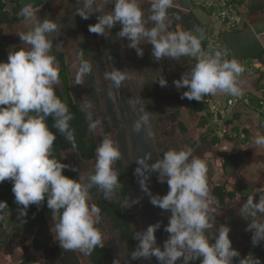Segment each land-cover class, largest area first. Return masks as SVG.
Returning <instances> with one entry per match:
<instances>
[{
  "label": "clouds",
  "instance_id": "1",
  "mask_svg": "<svg viewBox=\"0 0 264 264\" xmlns=\"http://www.w3.org/2000/svg\"><path fill=\"white\" fill-rule=\"evenodd\" d=\"M81 2L77 15L82 19L96 17V23L88 26L91 33L108 36L119 26L116 36L126 39L127 46L135 49L138 56H143L141 45L146 43L151 45V54L157 61L194 58L190 70L174 81L177 89H187L181 94L182 99L200 102L208 95H241L238 78L244 68L236 60L224 59L218 50L206 53L202 37L169 30L166 21L173 0H148L147 16L141 0ZM108 5H112L111 9ZM20 15L33 21L28 31L17 33L25 46L10 51L7 60L0 61V182H12L15 202L22 206L20 215H25L30 205L41 206L46 200L54 221L51 227L54 240L64 250L87 254L103 246L97 228L101 210L96 204H89V190L98 187L105 198L111 199L120 188L113 165L121 158V151L110 135H104L95 149L93 172L80 179L64 174L65 169L74 172L76 169L54 158L56 132L65 136L74 149L76 144L69 124L72 115L54 87L59 82V70L51 55L49 34L57 31L58 26L50 19H35L32 6L23 7ZM91 71L92 65L80 57L75 84H83V78ZM105 78L119 88L126 76L113 69ZM159 84L166 86L167 80L162 77ZM86 107L91 108V104ZM49 117L53 121L51 128ZM148 119L144 114L134 122L133 130L139 132L141 123ZM98 124L99 121L91 122L90 129L96 131ZM253 143L264 148V135L254 136ZM150 159V155L138 158L135 173L150 203L170 213L164 226L168 237L162 246L157 243L155 233L161 227L160 222L137 230L133 235L137 244L132 258L154 257L157 264H177V261L192 264L197 260L199 264H233V258L240 253L232 247L230 228L220 226L214 234L210 232L214 228L215 201L210 195L207 162L193 155L191 149H169L154 162L149 163ZM153 172L157 173L158 182L167 183L166 194H152L147 181ZM6 207L7 202L0 201V210ZM239 211L251 221L247 230L252 233V244L264 241V219H258L264 216V195H259L258 200L248 196ZM248 256L240 264H248ZM253 259L261 264L259 258Z\"/></svg>",
  "mask_w": 264,
  "mask_h": 264
},
{
  "label": "water",
  "instance_id": "2",
  "mask_svg": "<svg viewBox=\"0 0 264 264\" xmlns=\"http://www.w3.org/2000/svg\"><path fill=\"white\" fill-rule=\"evenodd\" d=\"M19 0V7L32 6L35 10V19H47L52 17L54 0ZM192 0H173L172 7L168 10L167 23L169 24L170 31H178V27H181L183 31H194L198 33L201 29V25L209 26L211 21L210 14L203 8H192ZM112 5H108L111 9ZM141 7L145 10L147 16L148 9L150 7L148 0H141ZM80 8V7H78ZM187 9L189 11H187ZM245 9V13H244ZM234 11L239 12L241 15H252L254 21H249L248 25L244 29H238L235 31H228L224 34V41L226 46L230 49L235 60L239 63L242 59L250 57H259L264 61V0L247 2L240 7L234 6ZM51 15V16H50ZM93 17V21L88 24L96 23V17ZM207 17V22L206 18ZM30 25L27 26H31ZM25 24H19L12 30L6 29V35L0 33V42H8L9 50L17 46H25L20 41L17 33L26 32L30 29ZM88 26L86 29L81 30V34L85 40V44L95 54L97 58L98 76H99V94L102 106L105 108L108 119L111 124L109 135L118 144L121 151V162L123 166L128 169L135 177V189H134V206H128L122 204L127 211H129L137 221V225L133 227V232L137 230L146 229L148 225L161 223V227L156 231L157 243L163 245L164 240L168 237V233L164 231V226L167 225L168 216L170 213L162 211L159 207H155L150 203V198L141 190L139 183L140 177L136 175L135 169L137 168V159L146 155H150L151 159L149 163L154 162L157 158L163 156V151L160 149L156 140V131L154 130V123L150 120L146 109V96L144 87L149 81L147 76L140 74L139 58L135 60L133 54L136 53L135 49L129 48L126 39H119L116 36L119 26L114 27L108 36H100L89 32ZM152 26L151 23L148 25ZM97 40L99 43L97 44ZM20 42V43H19ZM99 45V46H98ZM143 56L144 54H151V45L142 44ZM99 54H104V58ZM141 56L140 58H142ZM162 69L164 77H166L169 91H179L181 94L186 91L185 88L177 89L174 85V81L181 78L182 74L190 70L194 65L195 59L191 57H182L179 60H172L169 58H162ZM76 61H73V70L76 73L78 65ZM75 65V67H74ZM113 69H118L124 73L126 79L122 82L119 88L115 87L110 80L105 78V74L111 72ZM264 76V71H260ZM260 92L264 96V79L261 82ZM127 85L130 87V91L127 89ZM79 89V85L75 87ZM190 100L185 99L184 105L180 108L179 114L176 115L175 123H182L186 128V135L188 138L199 142L200 145L194 153L195 155L204 160L205 150L210 151L212 148L211 143L208 140H202L204 131L199 129V123L194 120L191 108L186 104ZM246 113L248 125L243 127L249 132V141L253 143V137L256 135H264L263 127L249 126V116ZM144 114H147L148 121L141 123V129L139 132L133 130V124L140 119ZM91 123V122H90ZM90 129V128H89ZM91 131V129H90ZM182 132H180L181 134ZM193 153V154H194ZM235 154H239L235 152ZM68 157L69 154H66ZM73 158V157H69ZM241 160V159H240ZM76 161V160H75ZM78 164V162H76ZM79 168V165H78ZM76 172L81 177H86V172L76 169ZM242 177L247 181L254 182L256 184L264 185V148L256 146L254 154H249L243 161L242 169L240 171ZM152 194H166L168 191L167 183H160L157 179V173H151L149 180L147 181ZM232 217V215H230ZM261 219V218H260ZM102 221L108 228L109 233L114 237L116 246V254L121 258L125 264H157L156 259H133L132 254L128 252L125 244L120 240L117 235V230L114 229L113 224L110 222L106 214L102 215ZM54 221L52 218L48 221V225L52 227ZM21 239V235H19ZM15 242V243H14ZM23 242L21 239L20 245ZM137 244V241L135 242ZM136 247V246H135ZM18 244L16 240L10 239L8 242L3 243L0 246V264H24V260L17 254ZM50 251L47 252V258L49 264H93L89 255L79 252L78 254L74 250H64L58 244V247L52 250L49 245ZM27 262L31 259V253L28 251V247H23ZM117 258V257H116ZM9 259V260H8ZM261 264H264V256L259 259ZM180 264V261H177ZM193 264V262H192ZM233 264H240V262L234 260ZM248 264H258V262H248Z\"/></svg>",
  "mask_w": 264,
  "mask_h": 264
},
{
  "label": "flooded vegetation",
  "instance_id": "3",
  "mask_svg": "<svg viewBox=\"0 0 264 264\" xmlns=\"http://www.w3.org/2000/svg\"><path fill=\"white\" fill-rule=\"evenodd\" d=\"M251 1H256L257 3L259 0H245L242 5L247 2L250 3ZM51 5L54 9L51 14L53 16L47 19L53 20L58 26L57 31L49 34V39L52 41L53 45L51 55L54 57L59 70V82L55 86L67 88L68 95L70 93L68 98H71L74 104L86 112L88 122V144L94 142L97 147L103 136L109 135L111 124L100 100L97 58L89 49L88 45L85 44V40L81 34V30L86 29L88 24L93 21V17L82 19L77 15L78 7H82L81 0H54V4ZM240 16L241 23L239 29H244L249 21L255 20L251 17L252 15L248 13L246 15L240 14ZM98 43L99 41L97 40V44ZM99 55L104 58V54ZM133 56L135 60L139 58L138 62L141 65L140 74L147 76L149 79L144 87L146 109L150 120L154 123L156 140L160 149L163 153L169 149H191L192 153H194L200 143L188 138L185 126L180 122L175 123L174 121L176 115L179 114L180 108L184 105L185 99L181 98V93L179 91H171L169 95L166 96V93L169 91L168 87L159 84L160 78L163 77L166 79L163 74L161 60L157 61L152 54H144L142 58H140L141 56H138L137 53L133 54ZM80 57H83L92 65V71L83 78V84H75L76 73L73 70L72 64L73 61H76V65H79ZM64 76L66 78H64ZM261 84L262 83L258 84L257 89L259 92ZM77 85H79L78 90L75 89ZM127 89L130 91L129 85H127ZM192 101L193 100L189 101L186 106L191 108L190 103ZM88 104H91V108L86 107ZM89 113L91 114L90 119ZM96 121H99L96 131H90V122ZM180 132L182 133L180 134ZM203 139L208 140L204 135L202 136V140ZM204 150V160L207 162L209 169L207 179L210 195L215 201L213 205L215 212L212 213L214 216V228L211 229L210 232L214 234L216 229L220 226H228L230 228L229 237L232 241V247L237 249L240 253L239 256L234 257V260L240 262L241 259L249 254L251 255L248 256L247 262H253L254 257L261 259L264 256V241H261L255 246L252 244V233L247 230L251 221L241 215L239 211L248 196H255L258 200L259 195H264V185H258L254 182L247 181L242 177V173L240 172L244 159L251 154L252 151H246L242 147L239 152V164L234 168L225 169L223 165L221 167L217 166V154L215 153L217 150H214L213 147L208 152H206L207 149ZM66 153L70 155L69 157H73L71 159L72 161L76 160L74 163L78 162L77 165H79L80 170L86 172V176L94 171L95 151L92 156L87 157L82 151L69 148L62 152L65 159ZM195 154L196 153L193 155ZM225 154L226 152L224 155ZM67 161L68 164L73 167L70 161ZM113 168L118 173L120 188L114 192L111 199L105 198L103 191L98 187L91 188L89 190V204L94 203L101 210V219L97 228L101 232L103 240L102 247L112 252L114 262L111 264H125L121 258L117 257L116 250H114V248L118 249L115 239L103 223L102 215L106 214L110 222L114 225L113 227L116 228L114 229L117 230L118 237L125 244L128 252L132 254L136 246V240L133 239V227L137 225V221L122 204L125 203L128 206L135 205L133 203L135 177L123 166L120 159L114 163ZM229 173L234 177L233 181L230 182L227 176ZM122 174L125 175L124 179H122ZM78 177L80 178V175ZM226 177L227 187L225 191L227 194L221 189L222 183L226 180ZM230 215H232V217H230ZM260 218L264 219V216H258V219ZM19 235L22 236L21 239L23 240L21 245ZM9 239L16 240L18 244L17 253L19 248L23 251V247H27L25 246V239L20 232H14ZM20 257L23 258L24 264H31L29 260L27 262L26 258H24V251ZM193 264H199V260L194 261Z\"/></svg>",
  "mask_w": 264,
  "mask_h": 264
},
{
  "label": "trees",
  "instance_id": "4",
  "mask_svg": "<svg viewBox=\"0 0 264 264\" xmlns=\"http://www.w3.org/2000/svg\"><path fill=\"white\" fill-rule=\"evenodd\" d=\"M13 3L15 4L14 7L11 10H7L3 4L0 2V25L1 24H10L13 21V17L15 16L18 20L26 21L21 15V9L23 7H19V0H13ZM32 20H27L26 22H31ZM205 27L201 28L198 33L191 31L189 33L193 35H197L199 37H202L201 43H202V49H205L206 46V39L205 35L207 34V28ZM202 30V31H201ZM201 32V33H200ZM21 47V46H20ZM18 48V47H17ZM11 50H9L7 44H1L0 43V61H6L8 58V53ZM65 70V68H64ZM64 78H66L64 76ZM55 87V91L57 96L64 102L68 108L69 112L72 115V120L69 122L70 128L74 130V136H75V144L76 150L82 151V153L89 157L94 154L96 144L93 142L91 144H88L87 140V114L82 109H80L76 104L73 103V100L71 98H68V90L67 88H59L57 86ZM204 108L199 106L198 102L193 100V103L191 104V112L193 116H196L198 114H201L203 112ZM264 117V113L261 114ZM200 118V115H199ZM264 119V118H263ZM199 122V128L203 130L204 137L206 139H209L210 136V130L207 129V117L201 116V118L198 120ZM231 121H228L230 123ZM53 121L51 120V117H49L48 124L51 128ZM55 131V129H53ZM248 133V131H247ZM211 141V140H210ZM211 143L213 145H217L218 140L216 138H213ZM227 143L228 147L226 150V154L224 155V164L223 168H234L236 165L239 164V154H235L233 152V146L229 142ZM252 142L248 141L247 144L244 145V150L247 149L246 147L252 146L250 145ZM254 147V145H253ZM69 148H73L72 143L69 142L65 136L61 135L60 133L56 132V140L53 144V156L57 160L68 164V161L63 157L62 152L64 150H67ZM64 174L70 177H75L77 179H80L78 176L79 174L75 171H72L71 168L65 169ZM124 174H122V179H124ZM227 187V181L224 180L222 183L221 189L227 194L225 191ZM126 195V194H125ZM0 201H6L7 207L3 210H0V218L4 215V212L6 210H17L20 212V209L22 206H19L15 202L14 195L12 193V182L5 180L4 182H0ZM26 220L24 221V226L27 228H36L38 229V237L35 239V247L37 249H40L42 247V243L44 241L49 240L50 238V229L48 225V221L52 218L51 217V211L48 209L46 200L43 202L41 206L37 205H30L27 209V212L25 214ZM114 226V225H113ZM115 228V227H114ZM116 229V228H115ZM6 231L3 232L2 239H5L6 237ZM91 261L95 264H111L114 262L112 252L109 249H106L104 247L97 246L94 248L90 253H88Z\"/></svg>",
  "mask_w": 264,
  "mask_h": 264
},
{
  "label": "built area",
  "instance_id": "5",
  "mask_svg": "<svg viewBox=\"0 0 264 264\" xmlns=\"http://www.w3.org/2000/svg\"><path fill=\"white\" fill-rule=\"evenodd\" d=\"M244 1L245 0L191 1L192 8H203L212 11L214 14L213 23L210 24L207 29V34L205 35L206 46L204 51L206 53L211 54L218 50L222 53L224 59L235 60L230 49L226 46L224 34L225 32L235 31L240 28L241 16L239 12L234 11V6L240 7L241 3ZM0 2L7 10L11 9V6L14 4L13 0H0ZM45 3H47L46 0ZM187 11L189 10L187 9ZM245 59H242L239 62L244 68V71L240 76H251L259 74L260 71H264V61L261 56ZM241 90V95L239 96L228 94L224 103L214 101L210 95L203 97L202 100L198 102L199 106L203 107L204 110L201 114L194 116V120L198 122L201 116L207 117V129H209L210 134L218 140L216 145V163L218 167H221L224 162V153L228 147L225 142H228L229 139L237 136V134L232 131L231 124L228 123L229 118L234 114V109L239 105H244L252 108L256 115L264 118L261 115L264 113V96H260V94L256 95L247 90ZM24 218L26 220L25 215ZM39 254L40 253L36 250L32 252L30 262L33 260V263L31 264H48V260Z\"/></svg>",
  "mask_w": 264,
  "mask_h": 264
},
{
  "label": "crops",
  "instance_id": "6",
  "mask_svg": "<svg viewBox=\"0 0 264 264\" xmlns=\"http://www.w3.org/2000/svg\"><path fill=\"white\" fill-rule=\"evenodd\" d=\"M242 4L243 3H241V5ZM14 5L15 4H13L11 6V9L14 7ZM206 11L211 16L210 24H212L213 20H214V14H213V12H211L209 10H206ZM205 19H206V22H207L208 21L207 17ZM32 22L33 21L26 22V21H23V20H18L14 16L12 23H10V24H1L0 25V33L6 35V29L7 30H12V29L16 28L19 24H25L27 26V25H30ZM209 26L201 25V28L205 27V29L206 28L208 29ZM27 27H31V26H27ZM178 31H182V28L178 27ZM1 44H7L8 45V42L1 43ZM17 47H20V46H17ZM17 47L13 48L11 51H14ZM21 47H23V46H21ZM263 79H264V76L261 73H259V74H254V75H251V76H240L239 82H240L241 89L253 92L256 95H259V94L262 95L258 91L257 88H258V84L261 83L263 81ZM210 96H211V98L214 101H217V102H220V103H224V101H225L226 97L228 96V94H217V95H210ZM245 112H247L248 116H249V126H250V128L256 127V126L264 128V119L261 116L256 115L252 108H249V107L244 106V105L237 106L234 109L233 116H231L229 118V121H231L230 124H231L232 131L237 134L236 137H233V138L229 139V141H228L233 146V152L235 151V152L239 153L240 149H242V147L244 148V145L247 144V142L249 141V132L247 133V130L243 127V125H248ZM213 138H215V137L210 134L208 141L211 143ZM211 145L214 148V150H217L215 145H213L212 143H211ZM250 145H252V146H250V148H249V146L246 147L247 149H245V150L249 151V152L252 151L251 154H254V150H255L256 145L254 143H252ZM253 145H254V147H253ZM66 154H65V157H66L67 160L70 161L71 165L75 169H79L77 163H74L75 160L72 161L71 158H69ZM220 154H221V152H220ZM229 175L230 176H228V180L230 182V181H232L233 176H231L230 173H229ZM226 181H227V177H226ZM24 221H25L24 215H20L19 211H17V210H12V211L6 210L4 212V215L0 218V245H2L5 242H8V239L11 237V235L14 232H20L23 235L24 239H25V246L28 247V251L31 252V254H32V252L36 250V251H38L40 253L39 255H41V256H43V257H45L47 259V252L50 251L49 245H51L52 250H54V249H56L58 247V242L54 240L53 233L51 231V225L49 226V229H50V232H51L49 240L44 241L42 243V247L40 249H37L35 247V245H34L35 244L34 242H35V239L38 237V229H37V227L36 228H27L23 224ZM4 231L7 232L6 235H4L6 238L2 239ZM74 252L78 254L81 251L74 250ZM17 254L19 256H22L23 251H22L21 248H19ZM24 254H25V252H24ZM86 255H88V253Z\"/></svg>",
  "mask_w": 264,
  "mask_h": 264
},
{
  "label": "rangeland",
  "instance_id": "7",
  "mask_svg": "<svg viewBox=\"0 0 264 264\" xmlns=\"http://www.w3.org/2000/svg\"><path fill=\"white\" fill-rule=\"evenodd\" d=\"M9 10H11V9H9ZM212 12V11H211ZM247 59V58H246ZM245 59V60H246ZM193 103V101L190 103V104H192ZM200 129V128H199ZM227 176H230L229 174H227ZM234 178V177H233ZM232 181H233V179H232ZM30 263H33V260H31V262Z\"/></svg>",
  "mask_w": 264,
  "mask_h": 264
}]
</instances>
